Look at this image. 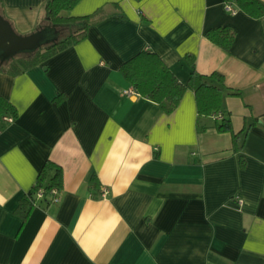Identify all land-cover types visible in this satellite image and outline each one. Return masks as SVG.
<instances>
[{"label": "crops", "instance_id": "crops-1", "mask_svg": "<svg viewBox=\"0 0 264 264\" xmlns=\"http://www.w3.org/2000/svg\"><path fill=\"white\" fill-rule=\"evenodd\" d=\"M46 1L0 0V11L29 34ZM97 9L80 42L0 71L17 109L0 119V264H264V16L235 0H79L63 15ZM223 26L235 32L228 50L205 38ZM144 49L182 82L186 54L223 75L239 93L223 99L233 132L250 125L238 153L215 116L197 117L191 90L169 114L127 92L119 68ZM47 160L62 170L59 201H36L22 220L19 200Z\"/></svg>", "mask_w": 264, "mask_h": 264}, {"label": "trees", "instance_id": "trees-1", "mask_svg": "<svg viewBox=\"0 0 264 264\" xmlns=\"http://www.w3.org/2000/svg\"><path fill=\"white\" fill-rule=\"evenodd\" d=\"M78 1L47 0L43 5L44 20L34 30H44L45 43L32 52L20 53L9 59L0 57V71L5 70L13 75L21 74L43 63L54 54L83 40L86 37L87 29L94 22V17L99 14L100 9L83 16L63 15V12L72 9ZM235 3L238 9L252 18L264 16V3L261 0H235ZM0 13L7 19L1 11ZM234 37L235 32L229 26L209 29L205 33L207 40L224 50L229 49ZM185 60L190 65L191 71L184 82L178 79L175 73L156 53L146 49L139 51L123 62L119 71L136 94L156 103L166 114L173 112L177 108L186 90H191L195 96L197 117L199 119L207 118L219 113L220 117L215 118L213 126L217 132H228L231 134L232 151L238 153L241 150L250 125L244 126L241 131L234 133L229 115L224 111L223 99L227 94L238 95L239 93L225 87L221 73L212 72L206 75L197 72L193 55L186 54ZM62 99V97H58L56 102L59 103ZM7 116L16 118L17 109L11 102L0 95V119ZM199 129L203 130L204 126ZM240 164L241 166L244 165L242 158H240ZM89 185L91 189L99 190V182L94 174L89 178ZM39 187L43 188L46 194L53 188L61 191V167L50 160L45 161L42 165L35 185L19 200L15 210V213L22 220L28 217L31 208L34 206L32 195ZM99 192L101 194V191ZM44 201L50 204L47 198Z\"/></svg>", "mask_w": 264, "mask_h": 264}, {"label": "water", "instance_id": "water-1", "mask_svg": "<svg viewBox=\"0 0 264 264\" xmlns=\"http://www.w3.org/2000/svg\"><path fill=\"white\" fill-rule=\"evenodd\" d=\"M44 43L45 32L43 29L29 34H19L0 13V57L2 59H9L20 53L35 51Z\"/></svg>", "mask_w": 264, "mask_h": 264}, {"label": "built area", "instance_id": "built-area-1", "mask_svg": "<svg viewBox=\"0 0 264 264\" xmlns=\"http://www.w3.org/2000/svg\"><path fill=\"white\" fill-rule=\"evenodd\" d=\"M225 9L228 12L234 11V9L232 8V6L229 3L225 4ZM127 92L131 93V92H135V91L133 89H129ZM214 116L219 118L220 114L218 113V114H215ZM3 121L5 123H9V122L13 121V118L7 116V117L3 118ZM102 193H105V191H102ZM59 194H60V191L56 188L51 189L46 194L45 191L43 190V188L39 187L32 195L33 203L35 204L36 201H39V200L44 201V199L47 198L51 204H56L59 201ZM101 196H102V194H101Z\"/></svg>", "mask_w": 264, "mask_h": 264}]
</instances>
